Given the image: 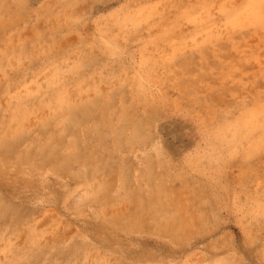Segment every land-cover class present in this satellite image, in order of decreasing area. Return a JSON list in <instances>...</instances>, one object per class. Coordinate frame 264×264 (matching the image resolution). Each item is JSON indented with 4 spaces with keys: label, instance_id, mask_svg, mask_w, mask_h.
Wrapping results in <instances>:
<instances>
[{
    "label": "rangeland",
    "instance_id": "obj_1",
    "mask_svg": "<svg viewBox=\"0 0 264 264\" xmlns=\"http://www.w3.org/2000/svg\"><path fill=\"white\" fill-rule=\"evenodd\" d=\"M0 264H264V0H0Z\"/></svg>",
    "mask_w": 264,
    "mask_h": 264
},
{
    "label": "bare ground",
    "instance_id": "obj_2",
    "mask_svg": "<svg viewBox=\"0 0 264 264\" xmlns=\"http://www.w3.org/2000/svg\"><path fill=\"white\" fill-rule=\"evenodd\" d=\"M148 7V6H147ZM137 11V10H136ZM37 81V80H36ZM255 141V140H254ZM253 142V141H252ZM256 144V143H255Z\"/></svg>",
    "mask_w": 264,
    "mask_h": 264
}]
</instances>
